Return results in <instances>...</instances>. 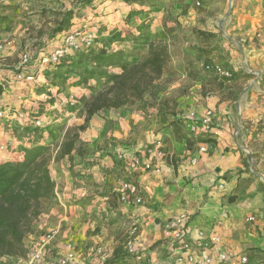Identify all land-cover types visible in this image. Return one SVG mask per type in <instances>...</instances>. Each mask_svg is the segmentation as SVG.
<instances>
[{
  "label": "crops",
  "instance_id": "crops-1",
  "mask_svg": "<svg viewBox=\"0 0 264 264\" xmlns=\"http://www.w3.org/2000/svg\"><path fill=\"white\" fill-rule=\"evenodd\" d=\"M40 2L0 0V44L3 45L0 68L7 77L20 68L21 55L27 52L23 50L24 43L28 42L40 58L51 52L53 46H60L63 36L87 26V20L78 17L69 30L52 37L57 19L43 18L41 13L45 7ZM110 2L113 19L87 18L108 22L104 27L107 31L96 33L97 51L110 53L123 46L130 48L134 45L131 36L146 30L147 36L151 32L167 44L175 42L177 56L173 66L183 72L169 82L163 73L156 86L135 104L102 110L91 118L80 134L79 151L51 163L55 197L44 201L43 210L24 243L27 245L57 228L53 253H63L67 244L72 243L84 264L98 258L93 252L99 246L103 247L108 264H148L150 261L178 264L176 259L182 251L178 244L172 245L166 239L164 225L172 216L186 211L194 247L198 249L199 231H203L204 241H210L215 235L220 238L219 243H210L209 252L216 264H241L243 256L248 259L246 264H264V0H209L206 12L201 15L185 12L179 8L181 2L175 5V10H169L168 5L173 4L167 3L166 8H156L146 14L143 13L146 9L141 10L139 16L131 17L132 21L127 20L130 5L122 0ZM216 7L219 12L211 14ZM171 12L179 15L174 18L181 23L163 20ZM151 16L153 19L148 22ZM119 24L124 27L121 29ZM190 27H196V32L188 31ZM186 33L190 40L208 38H205L207 42L193 43L201 53L196 54L180 40ZM168 47L171 55L169 44ZM17 57L16 63L13 60ZM137 61V57H131L128 63ZM211 63L233 69V77L223 79L207 72L204 65ZM40 66L32 61L29 68L35 70V81L4 91L0 94V103L11 108L13 117L22 109L36 119L49 115L68 96L69 102H76L75 108L68 105L74 111L70 113V120L84 124L83 96L89 90L72 87L70 91L75 93L67 94V83L65 90H51L52 84ZM72 66L63 68L69 70ZM110 71L117 72L119 68H110ZM208 109L215 113L211 130L190 134L178 118L189 112L202 115ZM176 129H180L179 137ZM27 130L31 133L32 127ZM41 132L38 136L45 143H52L46 131ZM27 133L13 130L9 125L0 126V144L8 149L0 153L1 162L15 159L17 152L25 150L23 135ZM157 139L165 150L162 158L148 152ZM203 146L207 147L206 151H201ZM121 153L138 155L143 162L152 159L160 172L143 166L130 169L118 160ZM125 178L139 184L141 204L119 201L116 189ZM220 183L224 188H219ZM250 217L255 219L251 221ZM135 218L141 220L135 241L142 259L124 249L130 223ZM223 250L234 251L238 259L218 261L217 255ZM24 259L5 257L0 264H20Z\"/></svg>",
  "mask_w": 264,
  "mask_h": 264
},
{
  "label": "trees",
  "instance_id": "trees-1",
  "mask_svg": "<svg viewBox=\"0 0 264 264\" xmlns=\"http://www.w3.org/2000/svg\"><path fill=\"white\" fill-rule=\"evenodd\" d=\"M94 1L83 0L82 7L61 13L51 36L69 30L73 20L81 17V10ZM122 1L131 6L127 18L131 20V17L142 13L141 9H135V4L143 5L146 0ZM141 31V34L131 36L134 45L130 48L123 46L110 53L93 49L87 55L88 61L81 73L88 79L96 80L97 90L83 97L85 122L77 128L78 132H65L60 143L27 147L21 160L0 161V263L5 257H26L24 239L31 231L34 220L41 214L44 201L55 197L56 184L51 175V163L71 157L73 151H79L77 143L80 131L88 127L95 114L135 104L162 77L170 60L168 44L160 38H146V30ZM143 48L147 51H141ZM49 53L47 51L45 55ZM131 57H137L138 61L128 63ZM110 68H119V71H110ZM49 131L52 132L51 129ZM179 133L180 129H176L177 137Z\"/></svg>",
  "mask_w": 264,
  "mask_h": 264
},
{
  "label": "built area",
  "instance_id": "built-area-1",
  "mask_svg": "<svg viewBox=\"0 0 264 264\" xmlns=\"http://www.w3.org/2000/svg\"><path fill=\"white\" fill-rule=\"evenodd\" d=\"M199 4V3H198ZM96 36L91 33H85L81 30H75L68 33L63 44L56 47L48 55H44L40 59V65L43 67L47 63H59L66 58L70 53L81 50L82 47H90L95 44ZM3 49V45L0 44V51ZM31 61V55L28 52H24L21 55L20 68L11 71L10 77L4 75L2 68H0V90L1 94L15 87L18 84L35 81L36 73L29 67ZM205 70L213 72L214 74L222 77L223 79H230L233 77V69L225 67L220 63H211L204 65ZM70 105L74 107L75 101H71ZM11 108L8 105L0 103V126H8L10 128L20 127L22 130H27V127H32V131L40 132L47 130V124L42 118H31L30 115L24 113L22 110L15 112L17 115L13 117L11 115ZM215 113L212 109H208L202 115L195 112H189L187 114H180L179 119L182 121L184 128L190 134H196L200 131L211 130L214 125ZM30 123V124H29ZM28 124V125H27ZM28 131V130H27ZM26 131V133H27ZM27 133L24 136L27 147L35 144H45V141L40 136H34L33 133ZM23 138V137H22ZM26 147V148H27ZM25 148V149H26ZM201 151H206L207 147L200 148ZM5 145L0 144V153L7 152ZM154 157L162 158L165 155L161 140L155 141L154 147L148 150ZM15 159L21 160L24 158L25 150L17 152ZM9 157V156H8ZM118 160L125 163L130 169H137L143 166L146 170H154L160 172V168L155 164L152 159L143 162V159L138 155H132L127 153H121L118 155ZM219 188H224V184L220 183ZM118 198L121 203H131L139 205L143 202V196L141 194L139 184L133 179H122L116 189ZM255 217H250L249 220H254ZM35 221V220H34ZM189 214L186 211L179 213L178 215L169 218L164 225L165 237L171 242L172 245L178 244L179 250L182 251L177 257L176 263L178 264H216L215 259L209 252L211 249L210 243H219L220 238L218 236H212L210 241H204L206 237L203 231H199L198 249L194 247V243L191 240L189 231ZM141 225L140 218H135L131 221L130 227L127 233V237L124 242L125 252L128 254H134L137 258L142 259V253L138 252L136 246V236ZM58 235V229H50L46 231L42 236L33 239L26 246L27 255L20 264H84L76 254L72 243L67 244L66 250L62 253H53L54 241ZM200 241H202L200 243ZM95 255H94V254ZM92 255L98 257L91 264H108L105 258L103 247L99 246L94 249ZM217 259L220 262L236 261L238 259L237 254L231 250L219 251ZM247 257L240 258L241 264H246ZM148 264H160L155 261H150ZM170 264V263H169Z\"/></svg>",
  "mask_w": 264,
  "mask_h": 264
},
{
  "label": "rangeland",
  "instance_id": "rangeland-1",
  "mask_svg": "<svg viewBox=\"0 0 264 264\" xmlns=\"http://www.w3.org/2000/svg\"><path fill=\"white\" fill-rule=\"evenodd\" d=\"M41 1L40 3L42 5H44V12L41 13L43 18H46L47 21L48 20H52V19H58L59 16H61V13L68 11L69 9H78L80 7H82V1L83 0H38ZM110 1L113 0H96L94 1L92 4L87 5L83 10H81V14L80 16L83 18V20L85 19V21L87 20V26L84 25L83 27H78L75 30H81L85 33L91 32L96 36L97 39V35L99 31H107L105 30V26L107 25L108 22H101L98 21H94L92 18L87 19L90 16H101V17H105L106 21L107 19H113L114 17H110L111 14H113L112 10L109 11L110 9ZM213 0H211L212 2ZM181 2L182 5H179V8H183L185 12H194L196 15H201V13L206 12V6L209 3V0H146L145 3H143V5H137L135 9H141L144 10L146 9L145 12L143 13H149L151 11H155V9L160 8V9H164L166 8L165 5L167 3L173 4L168 5V9H174L175 10V5L177 3ZM199 3V4H198ZM137 7V8H136ZM98 9V11L96 10ZM131 9V8H130ZM134 9V8H133ZM219 8H214L213 10V15H215L216 13H218ZM97 11V13H96ZM182 11V14H184L185 12ZM133 14V12H132ZM177 15V16H176ZM109 17V18H108ZM128 17V16H127ZM174 17H179L178 14L171 12L169 14H165L163 16V20L168 19L169 22L173 23V24H179L181 23L178 19H175ZM134 18V17H132ZM137 19V18H136ZM153 16L148 18V22L149 20H152ZM109 20V21H110ZM132 21V20H131ZM90 22V23H89ZM102 23V24H101ZM126 24H128L126 22ZM121 25V29L124 27L122 24ZM114 28V27H113ZM117 29V28H115ZM73 30V31H75ZM190 30H194V32H196V27H190V29H188V31ZM200 31V30H198ZM72 32V31H71ZM70 33V32H69ZM129 34V33H127ZM132 34V33H130ZM155 35V36H154ZM201 34H199L200 37ZM188 36H190L189 34H184L180 40H183L184 42H186V47H189L190 50L194 51L196 54L201 53V50H197V44H193L196 40H190V38H188ZM160 38V36L158 34H150L146 37V38ZM196 38V37H195ZM205 38H207L206 36H203L201 38V40H198L196 42H198V44L203 43V42H207L209 40H206ZM28 39V38H27ZM162 40H164L163 38H160ZM208 39V38H207ZM63 40H64V36L62 40H59V44L62 45L63 44ZM58 41V40H57ZM105 43H107V40H104ZM175 42L170 41L168 44L169 46H171L172 49V53L170 55V60L167 63L165 70H164V75L165 76V81L169 82L170 80L173 79H177L178 75H181V73L183 72L182 70H178L173 66V63L175 62L174 57L177 56V52H176V46L173 47ZM27 44V45H25ZM108 44V43H107ZM54 47V46H53ZM50 48V50L53 51L54 48ZM93 47H95L94 49H99V45L95 46V44L93 46H90V48L88 50H84L87 47H82L81 50L77 51V52H72L70 53L66 58H64L61 62L59 63H47L45 64L43 67H41V72H44V76L46 77V80L48 81V83L52 84V88L51 90L57 89V90H65V86L67 83L68 89H67V94H73L75 92H71L70 88L73 87V89H79V88H83L85 90H89V92L86 95L91 94L93 91L97 90V82L94 79H88L86 76L83 75V73H81L82 68L85 66V63H87V55L89 56V54L91 53V51H93ZM27 49V52L31 55V61L29 63V66L32 65V61L34 62V64H40V58L38 57L39 54L37 52H33L31 50V47L28 45V42L24 43L23 46V50ZM201 49V48H200ZM147 51V50H146ZM183 53H185L186 55L189 54V51L183 50ZM86 59V61H84ZM14 62H19V57L15 58L13 60ZM208 63V62H206ZM71 64H73L72 68L69 70L68 69H64V66H70ZM80 64V65H79ZM192 66V65H191ZM205 67V66H204ZM205 69V68H204ZM35 71V70H33ZM196 71V70H195ZM208 72V71H207ZM213 73V72H210ZM62 79V81H64V83L60 80ZM90 80L95 81L94 84L91 85L92 82H90ZM27 83H22L21 86L25 87ZM20 86V85H17ZM45 91V90H43ZM55 93V92H53ZM83 96V97H84ZM70 98L68 96H66L64 102H60L56 108H52V110L50 111L51 113L49 115L43 116V120L45 121V123L47 124V127H49V129H51L52 132L48 130H45L47 135L52 139L51 141L56 144L58 143V141H61V138L65 136V132L67 131H72L75 132L77 131V128H79V126L81 125V123H77L74 120H70L71 118V112L72 109L69 108V100ZM75 108V107H74ZM73 108V109H74ZM22 110V109H19ZM52 116H54V118H52ZM57 120V121H56ZM19 130L22 132H26V130H21L20 127L15 128V130ZM86 130V129H85ZM83 130V131H85ZM80 131V134L81 132ZM78 132V131H77ZM34 136H38L39 134L41 135V131L37 132L35 131L32 132ZM81 141V140H80ZM38 218V217H37ZM123 232H125V230H123ZM122 232V234H123Z\"/></svg>",
  "mask_w": 264,
  "mask_h": 264
}]
</instances>
